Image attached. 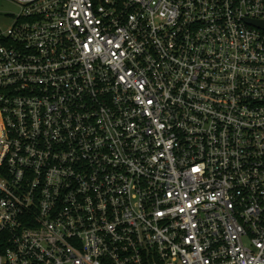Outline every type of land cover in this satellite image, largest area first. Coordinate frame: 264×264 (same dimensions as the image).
<instances>
[{
    "label": "built area",
    "instance_id": "obj_1",
    "mask_svg": "<svg viewBox=\"0 0 264 264\" xmlns=\"http://www.w3.org/2000/svg\"><path fill=\"white\" fill-rule=\"evenodd\" d=\"M9 1L0 264H264V0Z\"/></svg>",
    "mask_w": 264,
    "mask_h": 264
},
{
    "label": "rangeland",
    "instance_id": "obj_2",
    "mask_svg": "<svg viewBox=\"0 0 264 264\" xmlns=\"http://www.w3.org/2000/svg\"><path fill=\"white\" fill-rule=\"evenodd\" d=\"M19 12L18 6L9 0H0V33L12 24L13 16ZM7 15V16H4Z\"/></svg>",
    "mask_w": 264,
    "mask_h": 264
},
{
    "label": "water",
    "instance_id": "obj_3",
    "mask_svg": "<svg viewBox=\"0 0 264 264\" xmlns=\"http://www.w3.org/2000/svg\"><path fill=\"white\" fill-rule=\"evenodd\" d=\"M253 25H255L258 28L264 29V24L263 23H252Z\"/></svg>",
    "mask_w": 264,
    "mask_h": 264
}]
</instances>
